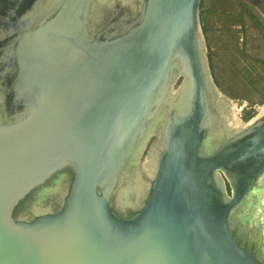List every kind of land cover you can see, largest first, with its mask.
<instances>
[{"label": "water", "instance_id": "95a60500", "mask_svg": "<svg viewBox=\"0 0 264 264\" xmlns=\"http://www.w3.org/2000/svg\"><path fill=\"white\" fill-rule=\"evenodd\" d=\"M140 1L0 0V264H264V113L229 124L200 0Z\"/></svg>", "mask_w": 264, "mask_h": 264}, {"label": "rangeland", "instance_id": "374dc122", "mask_svg": "<svg viewBox=\"0 0 264 264\" xmlns=\"http://www.w3.org/2000/svg\"><path fill=\"white\" fill-rule=\"evenodd\" d=\"M132 2L138 10L141 1ZM199 20L213 81L220 92L243 105L239 117L248 121L264 106V16L246 0H200ZM156 139L153 136L149 141L142 161ZM143 177L151 182L150 174ZM147 192L148 188L145 196ZM145 196L139 197V207ZM19 213L16 208L15 215Z\"/></svg>", "mask_w": 264, "mask_h": 264}, {"label": "flooded vegetation", "instance_id": "af4514ba", "mask_svg": "<svg viewBox=\"0 0 264 264\" xmlns=\"http://www.w3.org/2000/svg\"><path fill=\"white\" fill-rule=\"evenodd\" d=\"M50 8L53 7V3H51ZM64 183L68 184L69 177H73V169L68 167L64 171ZM38 199L37 194L31 192L24 200L20 202L21 205L18 206L20 213H26L30 208V204L35 203ZM62 200L58 199V197L53 198V202H61ZM114 203V199H112ZM113 207L114 204H113ZM61 207H57L55 211H59ZM139 209L133 207H126L123 210H117V213L124 218L132 217ZM38 215L27 216L25 220H33L37 218ZM233 234L238 238L240 244L245 247L247 250L257 254L262 255L264 250V220H260L259 216L255 215L253 220L250 222H237L232 228Z\"/></svg>", "mask_w": 264, "mask_h": 264}, {"label": "bare ground", "instance_id": "6f19581e", "mask_svg": "<svg viewBox=\"0 0 264 264\" xmlns=\"http://www.w3.org/2000/svg\"><path fill=\"white\" fill-rule=\"evenodd\" d=\"M127 1V0H126ZM231 109L229 113L227 114L228 117V122L232 127H235L236 129H241L244 126L252 123L255 119H257L260 115L264 113V106H259V112L256 116L252 117L248 121H242L241 118L239 117V112L242 109L243 105L241 106L240 103H237L236 100L232 102L231 104ZM152 167V166H151ZM263 206H259L256 210V215L259 216L260 220H264V196L262 199Z\"/></svg>", "mask_w": 264, "mask_h": 264}]
</instances>
